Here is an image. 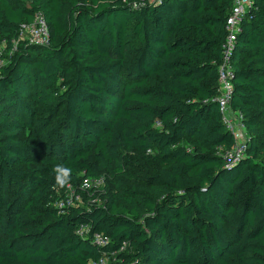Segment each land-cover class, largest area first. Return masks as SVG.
Wrapping results in <instances>:
<instances>
[{"label":"trees","instance_id":"trees-1","mask_svg":"<svg viewBox=\"0 0 264 264\" xmlns=\"http://www.w3.org/2000/svg\"><path fill=\"white\" fill-rule=\"evenodd\" d=\"M232 3L0 0V264H264V0L231 52L246 154L216 153ZM36 12L43 45L19 39ZM58 164L80 202L58 206Z\"/></svg>","mask_w":264,"mask_h":264},{"label":"built area","instance_id":"built-area-1","mask_svg":"<svg viewBox=\"0 0 264 264\" xmlns=\"http://www.w3.org/2000/svg\"><path fill=\"white\" fill-rule=\"evenodd\" d=\"M149 3L156 0H147ZM252 0H233V3L228 12L226 20V36L221 45L222 58L217 66L218 73V96L216 101L218 103L219 111L222 115V121L227 131L231 132L235 138V143L231 147H220L217 154L220 155L227 165H233L242 156L246 154V146L248 135L241 122V115L230 107V99L233 91V68L231 65V52L234 48V43L237 34L241 32V18L244 15L246 8L250 5ZM19 39H26L32 43L43 45L48 42L49 31L46 20L42 13L36 12L30 22H24L20 26ZM13 52V47L8 46L5 38L0 35V66L5 63V56ZM102 183V179H87L84 181L82 188L90 189L91 187H98ZM81 197L79 193L74 192L70 186H67V194L58 203V206L76 204L80 202ZM87 228L80 226L78 232L83 234ZM94 242L99 246H104L110 242V238L103 233L93 234ZM108 257H102L98 261H91L89 264H107Z\"/></svg>","mask_w":264,"mask_h":264},{"label":"clouds","instance_id":"clouds-1","mask_svg":"<svg viewBox=\"0 0 264 264\" xmlns=\"http://www.w3.org/2000/svg\"><path fill=\"white\" fill-rule=\"evenodd\" d=\"M54 180L57 186L63 188L67 186L71 180L72 170L64 165H56L53 168Z\"/></svg>","mask_w":264,"mask_h":264}]
</instances>
